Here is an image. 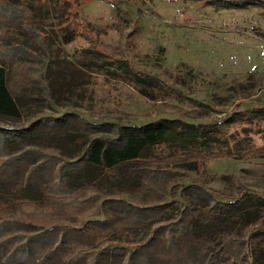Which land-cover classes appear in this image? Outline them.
Returning a JSON list of instances; mask_svg holds the SVG:
<instances>
[{
  "label": "trees",
  "instance_id": "16d2710c",
  "mask_svg": "<svg viewBox=\"0 0 264 264\" xmlns=\"http://www.w3.org/2000/svg\"><path fill=\"white\" fill-rule=\"evenodd\" d=\"M43 18L41 0H0V121L25 123L0 126V264H255L236 233L264 196L209 189L202 167L226 153L190 151L208 150L223 125L44 115L57 104ZM182 163L202 169L193 183L173 169Z\"/></svg>",
  "mask_w": 264,
  "mask_h": 264
},
{
  "label": "rangeland",
  "instance_id": "374dc122",
  "mask_svg": "<svg viewBox=\"0 0 264 264\" xmlns=\"http://www.w3.org/2000/svg\"><path fill=\"white\" fill-rule=\"evenodd\" d=\"M67 1L65 18L63 0H41L57 104L44 115L71 112L130 125L161 117L221 123L208 150L190 149L228 154L202 167L208 188L228 198L237 189L264 196V0ZM119 62L151 76L149 84H134ZM173 169L187 183L202 170L191 163ZM256 213V222L236 234L247 242L249 261L264 264V208Z\"/></svg>",
  "mask_w": 264,
  "mask_h": 264
},
{
  "label": "built area",
  "instance_id": "2783aa9c",
  "mask_svg": "<svg viewBox=\"0 0 264 264\" xmlns=\"http://www.w3.org/2000/svg\"><path fill=\"white\" fill-rule=\"evenodd\" d=\"M259 55H260V56H264V41H263V43H262V45H261V47H260Z\"/></svg>",
  "mask_w": 264,
  "mask_h": 264
}]
</instances>
